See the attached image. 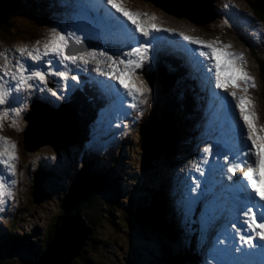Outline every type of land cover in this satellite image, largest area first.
<instances>
[{"label":"rangeland","instance_id":"374dc122","mask_svg":"<svg viewBox=\"0 0 264 264\" xmlns=\"http://www.w3.org/2000/svg\"><path fill=\"white\" fill-rule=\"evenodd\" d=\"M28 1L30 2L16 7L17 14H15L16 12H12L8 15V23H16V28L15 25H11L14 29L7 31L3 29L7 25L0 24V66H3L5 59H7L12 71L15 70V64L18 60L27 62L30 65V70L32 67L33 70L41 68L43 62L33 65L30 60L25 59L28 52L33 50V48H40L42 50L44 42L53 35V29L56 25H71L75 22L72 18L64 16L60 11L56 15H53L52 13L53 11L55 12V9L52 6L50 13H47L46 8L39 11V8L42 9V0ZM117 3L126 11L144 15L143 19L154 18L151 22L159 27V32H167L165 31L167 29L178 31V33L187 31L195 34L200 39L211 38L220 42V44H222L220 38H226L233 43V47L229 49L233 52L238 40L233 34H227L222 30L229 28L224 23H228L226 15L233 18L232 26L234 28L236 20L239 19L237 16L239 10L248 15L252 11L245 0H230L229 4L234 8L228 11L225 10V7H228L227 1L217 0L214 11L225 10L224 13L220 12L222 18H218L214 22L207 24V27H199L190 20L168 13L147 0H117ZM35 7H38V9H35ZM25 12L30 13L26 14ZM164 15L169 16L175 22V26L171 25V21L164 18ZM161 17L166 21L168 20L167 22L170 23L167 24L170 25L161 26L159 22ZM137 18L140 19V17ZM119 23L120 21L117 22L118 26ZM257 24L259 28H252L249 25L243 28V33L252 36L256 40V46L258 43H264V21H257ZM110 29L108 30L110 31ZM234 29L242 30L239 27ZM56 30L59 31L60 29L57 28ZM90 30L99 33L96 30ZM64 34L69 39V46L73 42L75 43L77 38H83L82 33L75 32L70 27L64 29ZM258 37H261V39L257 40ZM172 39L174 41L173 47L176 48L178 40L175 36ZM238 39L240 38L238 37ZM97 42L105 46L100 41ZM93 48L95 47L88 46L86 52ZM20 50H23V54H21ZM96 50L98 53L101 51L97 48ZM155 51L157 52V56L154 60L152 59V50L149 54V59L146 62L144 61V65L146 66L145 73L139 72L138 69L137 74L135 72L132 76V82L137 86L147 84L151 89L150 93L140 94L139 103L140 100H144L145 96H147L145 102L143 104L140 103V106H138L140 116L136 118L133 115L132 121L129 123L126 120L123 121V110L117 111L116 104L112 107L110 104L104 102L100 94L98 95L97 90H93L94 86H92V83H88L86 89L91 94L99 96L101 105L94 110L95 105L99 101L94 96L86 94V98L82 104L86 109V132L88 135L85 138L79 137L77 143L70 146L68 150L59 146V143L62 141L61 137L52 134V128L55 127V123L52 120L53 115H51L50 119L47 117L49 119L47 130L51 136L47 135L46 132L42 136V133L38 132L33 137L28 136V138L25 137V131L29 125L26 116L29 115L30 112L28 111L32 104H36L38 109L46 108L48 111L60 108L70 98L78 95L77 93L73 94L74 89L77 88L73 87L71 91H68L66 99L61 96L59 91L57 97H52L50 90L63 89L64 83L54 75H47L46 72V82L38 85L39 91H29L26 88V93L23 92L19 97V92L15 93V89H13L8 103L0 106V112H8V115L0 120V125H2L0 127V136L7 137L16 146V159L12 161L13 171L11 176L9 177L6 168L0 167V174L5 176V182L9 185L11 191V196L6 198V202L0 204V242L2 236L9 235V228H12V234L15 235H28L33 229L39 228V241L42 243L43 238L49 232V227L51 228L57 215L60 214L59 201L64 189L68 187L67 184L70 182V179L76 175L75 172L79 169V166L88 160L94 163L96 170L101 168L109 170L113 166L116 168V174L120 177L121 188L125 197V201L121 206L122 209L127 208L136 211L137 207L141 205V200L146 199L150 203L154 196L164 193L169 206L166 218L168 220L171 219L174 223L172 230L175 233L184 231L178 235V239L176 237L173 240V246L168 245L173 250V254L184 253L187 255V258L192 259V262L194 261V264H204L205 261L208 264H215L213 258L207 255V253L212 249L213 243L216 242V236L219 235L220 221L209 227L203 235L201 234L200 228L206 222V217L202 216V214H197L195 211L199 202L189 205L183 199L187 185L183 182V179H186V174L182 175L179 172V165L184 171V166L190 162L188 158L194 153L192 149H189L190 143L187 136L188 128L195 123L192 120L184 122V115L181 109L182 103L178 99L179 90L177 89L178 86H172L174 82L172 74L161 69L164 73L163 76H160L159 80L158 78H152L153 75L155 76L156 69L162 61L163 50L157 47ZM86 52L72 54L79 57ZM113 52L109 51V55H112ZM260 55L263 56L261 53ZM250 57L251 62L243 69L252 77L250 89L255 88L258 91V98L251 97L250 101L255 109V116H258L256 114H259V111L262 116L261 120H258L260 130L264 128V76L258 60H255L253 54H250ZM98 58L101 61L99 64H105L104 68L108 65L106 71H109L110 62L105 57L98 56ZM96 65L101 66L97 64L96 60L89 58L86 65L82 61L77 60L75 64L69 63L67 65H59L54 61L53 66L56 70L68 72L69 76L77 73L81 76V74L86 73L87 66V68L90 66H95L96 68ZM188 75L190 76V74ZM31 83L37 84L38 82L32 80ZM69 83L72 82L69 81ZM82 83L81 80L79 89H83L81 87ZM187 89L189 92V86ZM242 92L245 97H248L249 93L247 91L242 90ZM185 98L188 107L192 108L190 97L186 95ZM14 108L21 110L19 115L11 111ZM158 108L159 110H164L165 115H167L165 110L168 109L171 112L175 120V129L183 137L181 136V138L176 140L175 147L170 150V154H167L168 160H166L164 155H161L155 161L152 160L147 164L143 151L146 139L139 130L145 127L142 123L152 115V112L161 113ZM36 114L39 116L38 113ZM79 115L80 113H77V116ZM225 117L227 116L225 115ZM41 119H43L42 116ZM95 122L96 125L94 124ZM109 124L113 127H109ZM117 124L121 125L118 130L115 128ZM219 137L221 136L219 135ZM25 141H27V144H25ZM41 144L42 146H40ZM200 159L201 157L198 156L191 165H197ZM183 163L185 164L183 165ZM42 174L46 178L49 176L46 182H43L40 186L34 185L37 183L34 176L42 178ZM178 176H180V182L178 181ZM148 193H150L151 197H149ZM126 195H130L131 200ZM177 201L180 202L181 208L187 207L190 210L191 220L187 224L184 222L181 212L177 209ZM119 215L120 211H117L116 216ZM105 219L109 224L106 222L101 223L99 227L97 226L99 229L97 232L105 237H115V239H119V243H115V241L108 242L107 253L109 256L107 258L109 260L107 261L109 262H97L96 264H156L154 260L160 257L162 242L165 241L164 238L162 239L163 233L159 229L152 225L149 227L141 225L138 221L131 223L129 221L127 225L122 226L119 222L111 223L107 217ZM112 226H116L115 229H119V231L114 232ZM185 227H187L186 231L184 230ZM193 235L196 240L192 248L191 239ZM28 237L30 239L29 235ZM41 246L38 245V249H41ZM199 259L201 263H199ZM15 260L17 259L12 260L11 263ZM184 264L187 263L185 262Z\"/></svg>","mask_w":264,"mask_h":264},{"label":"snow or ice","instance_id":"6c2138e0","mask_svg":"<svg viewBox=\"0 0 264 264\" xmlns=\"http://www.w3.org/2000/svg\"><path fill=\"white\" fill-rule=\"evenodd\" d=\"M103 3L104 0H101V4ZM106 3L112 9H115L117 13H121L123 17L127 18V21L135 26L134 33L139 35L129 37L130 43L118 44L113 54L109 55V51H112V49L99 45L97 41H91L86 31L87 29L108 30L111 27L112 22L101 14L100 8L94 6L91 0H59L60 6L70 14L75 22L71 25H56L53 29V35L44 42L42 50L33 48L28 52L25 59L30 60L33 65L43 62L41 68L30 70V65L18 60L15 64V70L12 71L9 62L5 59V64L0 66V106L8 103L13 89L17 93L25 87L29 91H39L38 85L46 82V72L47 75H54L64 83L63 89L50 90V95L57 97L59 91L61 96L66 99L67 92L71 91L73 87L79 90L81 78L78 73L69 76L66 71L56 70L53 66L54 61L59 65H67L69 63L75 64L77 60H80L86 65L88 59L91 58L96 60L99 65L101 61L98 56L105 57L110 62L109 71L101 73L99 67L96 71L97 78L102 75L105 81L112 82L113 87L118 89L115 95L102 94L106 97L107 103L119 104L117 111L123 109L126 114L128 108L135 106L131 103L125 106V97L122 94L126 93V98L131 100V98L140 94L150 93L151 89L147 84L137 86L132 82V76L136 70L142 68L144 61L149 59L150 48H153L152 59L156 58L157 52L152 41L146 38L150 36L152 31L158 32L160 29L151 22L154 18L138 19L139 13L126 11L117 3V0H106ZM69 27L74 29L75 32L83 33L82 39L77 38L75 40L77 45L82 43L86 46L97 44L103 50L98 53L96 48H93L79 57L68 54L69 39L64 34V29ZM57 28L60 30L57 31ZM165 31L171 33L170 29ZM183 40L196 46L194 51H198L200 56L210 62V66L207 68H203L202 65V70L209 77V84H211V77L214 72L215 89H225V83L222 82V74H224L228 80L235 81L236 86L243 84L244 91H247L252 77L235 63L237 60H243L242 54L228 51L227 49L230 46L226 44L218 48L216 46L218 41H205L191 36H183ZM20 51L23 54V50ZM32 80H36L38 83L33 84L31 83ZM69 81L72 83H69ZM93 85H95V81H93ZM221 95H223V91ZM227 96L234 101L235 110L239 112V121H242V124L238 122L237 127L232 129L233 139L238 144H246L247 151L239 152L238 149L221 142H214L210 146L204 147L202 152L197 149V155L202 157L214 156L217 161L214 163L212 160L205 159L203 163L207 166L206 168H202L200 165L196 166L194 172L200 175L192 183L186 185L183 199L189 205L200 201L204 202L205 206L201 211L202 216L206 217V222L200 228L202 235L213 224L220 220L224 221L222 230L216 236V242L213 243L212 249L207 253L213 258L215 264H255L254 261H242L240 258L257 253L261 258L259 264H264V205L259 209L255 208V205H251L252 198L258 197L260 201H264V194L258 188L260 182L258 169L264 167V128H261L259 133L254 130L255 116L249 108L245 107L246 104L251 105L250 100H247L245 96L238 95L236 91H228ZM146 99L147 96L144 100H140V103L143 104ZM229 110L230 102L225 97L224 111L226 116L229 114ZM11 111L19 115L21 110L14 108ZM6 115H8L7 111L0 112V120ZM109 127L113 126L109 124ZM120 127V124L115 125L117 130ZM15 147V144L11 143L7 137L0 136V167L7 169L9 177L13 171L12 161L16 159ZM228 153H231V155ZM237 156L241 157L240 163H233L232 160ZM220 157H223L225 163H219ZM245 159L250 161L247 163V171H244L242 176H238L236 175L237 169L241 167ZM253 159L254 163L251 162ZM225 175L227 180L230 181L228 184H225L223 180ZM213 176H220L221 179L213 183ZM5 179V176L0 174V204L5 203L6 198L11 196L9 185L5 182ZM238 181L246 182L251 191V196L241 191ZM217 189H219V192L226 194L227 198L232 201L237 217L243 216L244 218L242 222L239 219H236L235 222H230L227 219L225 215L226 208L219 204L220 201L225 199V196L218 195ZM177 209L181 212L184 222L189 223L191 220L189 208H181L180 202L177 201ZM229 223L234 232L230 233L228 231ZM257 229H259L258 232ZM221 235L224 237L223 241L220 240ZM237 240L239 243H237ZM228 241H231V243L228 244ZM204 264H207V261Z\"/></svg>","mask_w":264,"mask_h":264},{"label":"trees","instance_id":"16d2710c","mask_svg":"<svg viewBox=\"0 0 264 264\" xmlns=\"http://www.w3.org/2000/svg\"><path fill=\"white\" fill-rule=\"evenodd\" d=\"M247 1L259 18L264 19V0ZM24 4H26V1L23 0H0V24L3 23L7 25L3 29L7 31H12L14 29V27L11 26L12 23H8V15L12 12H16L17 6H22ZM39 11H41V9ZM257 60L260 63L264 76V59L259 57ZM85 90L87 92V89ZM86 92L84 94H79L81 98H77L75 101L71 102L76 111L81 113V116H77V119L79 120L80 137L84 138L88 135L86 132V109L84 108V111H81L79 108L81 102H77V100L86 98ZM95 98L99 101L98 95H96ZM100 105L99 101L98 104L95 105L94 110ZM161 112H163V110ZM166 113V116L174 123L175 120L173 115L168 112ZM149 125L150 122L144 128L142 127V135L146 133ZM95 167L92 161L86 160L77 172H75L76 176L70 179V182L67 184L68 187L64 189V193L59 201L60 214L57 215L51 228L49 227V232L43 238L42 243L39 241V228L33 229L32 232L28 234L30 239L28 235L25 234H12V228H9V235L6 234L5 237H2L4 239L0 242V264H23L25 260H39L43 251L46 250L49 243L54 238L56 230L60 227L64 218L73 214L76 210H80L84 213L88 222L94 225V231L88 238L80 256L71 264L109 262L107 261L109 260V258H107L109 256L107 253L108 242L115 241V243H119V239L117 240L115 237H105L97 232L99 230L97 226L99 227L101 223L106 222L105 217H107L111 223L119 222L122 226L125 224L127 225L129 221L130 223L138 221L141 225L148 227L152 225L159 229L163 233L162 239L164 238L165 241L162 242L163 245L160 257L154 260L156 264H184L192 260L187 258V255L184 253L177 255L173 254V250L169 247L172 245L173 240H175L176 237L178 239V235L182 234L184 231L175 233L174 230H172L174 223L171 219L168 220V218H166V212L168 213L169 206L164 193L154 196L150 203H148L146 199L141 200V205L137 207L138 209L136 211L127 208L122 209L121 206L125 201V197L121 188L120 177L116 174V168L113 166L109 170L105 168L96 170ZM48 177L49 176H47V178ZM45 178L44 174H42V178H35L34 176L35 181H37L34 185L40 186L43 182H46L47 178ZM148 195L151 197L150 193H148ZM128 197L130 198V196ZM129 200H131V198ZM117 211H120V217L116 216ZM112 228L114 232L119 231V229H115L116 226H112ZM184 230L186 231L187 227H185ZM38 245H42L41 249H38ZM14 259L17 260L11 263Z\"/></svg>","mask_w":264,"mask_h":264},{"label":"water","instance_id":"95a60500","mask_svg":"<svg viewBox=\"0 0 264 264\" xmlns=\"http://www.w3.org/2000/svg\"><path fill=\"white\" fill-rule=\"evenodd\" d=\"M178 17H185L199 25L211 23L210 11L215 0H147ZM88 46H77L73 44L68 47V54H76L86 51ZM39 116H37V114ZM36 114V116H34ZM52 117L55 127L52 134L59 135L62 141L59 146L68 150L75 145L79 139L80 128L76 112L68 104H63L59 109L48 111L45 108L38 110L35 105L26 119L29 125L25 131V137H33L41 132L42 136L47 130L48 121ZM41 116L43 119H41ZM49 119H48V118ZM176 130L167 117H155L148 127L146 133L147 146L144 149L146 163L151 162L155 157L167 152L176 140ZM51 136V135H49ZM27 144V141H25ZM45 144V143H43ZM55 144V143H54ZM42 146V144L40 145ZM94 225L88 222L84 213L76 210L73 214L64 218L60 227L56 230L55 236L49 243L46 250L37 261L25 260L23 264H71L81 254L86 242L92 232Z\"/></svg>","mask_w":264,"mask_h":264},{"label":"bare ground","instance_id":"6f19581e","mask_svg":"<svg viewBox=\"0 0 264 264\" xmlns=\"http://www.w3.org/2000/svg\"><path fill=\"white\" fill-rule=\"evenodd\" d=\"M91 2L92 3H94V1L93 0H91ZM210 12L211 13H213L212 12V10H210ZM164 18H166V19H168V20H170L171 21V25H174L175 26V22L169 17V16H167V15H164ZM164 18H162L161 17V19L159 20V22H160V24H161V26L162 25H170V24H167V23H170V22H167ZM119 19V18H118ZM166 22V23H165ZM170 27V26H169ZM231 52H233V51H231ZM194 57H192V61L194 62V63H197V65H198V61H199V59L197 58V59H193ZM197 61V62H196ZM24 63H26L27 64V62H25V61H23ZM173 66V65H172ZM178 66L179 65H177V67H175V66H173V67H175L176 69L178 68ZM195 66H196V64H195ZM31 70H33V67L31 68ZM181 70H183V68H181ZM249 72V71H248ZM90 73H92V72H90ZM194 73V72H193ZM196 74H197V72H195ZM177 74L179 75V76H182L181 75V73H180V71L179 70H177ZM182 78V77H181ZM90 80H92V84H93V81H95V87H98L97 85L98 84H100L101 83V81L100 80H96L95 78H93V77H91V78H87V80H85L82 84H81V86H83V89H74V93L73 94H75V93H77L78 95L76 96L77 98H81L80 96H79V94H84L85 92H86V88H87V86H88V82L90 81ZM183 81H186V80H184L183 79ZM42 85V84H41ZM109 85H113L112 84V82L109 84ZM113 87V86H112ZM26 88L27 87H25L20 93H19V97L22 95V93L23 92H25L26 93ZM94 89H96V88H93V90ZM202 90H203V93H202V96H204L203 94H208V93H210L211 91H210V89H208L207 87H204V86H202L201 88H200V90L199 91H201L202 92ZM15 91V90H14ZM15 93H16V91H15ZM72 93V92H71ZM187 93L190 95V92H188L187 91ZM86 94L87 95H89L90 94V92L87 90V92H86ZM188 95V96H189ZM18 97V98H19ZM204 100H206V96H205V99ZM132 102L133 103H135V99L134 98H132ZM194 102V101H193ZM205 115H203V117L202 118H205L204 117ZM224 119V120H223ZM53 120V119H52ZM169 121L172 123V121L170 120V118H169ZM218 121L219 122H221V124H222V126L224 125V122L225 121H228V116L227 117H221V118H219L218 119ZM206 122H208V121H206ZM200 123V127H197L196 126V124H194V125H192V126H190L189 128H188V131H191V132H194V133H197V131H199V130H201V132H204V130H207V131H210V132H212V133H214V134H216L214 131H212V130H208L206 127H205V122H199ZM95 125H96V122L94 123ZM106 124H107V122H106ZM174 126V125H173ZM224 127V126H223ZM226 127H227V125H226ZM112 128V127H111ZM174 128H175V126H174ZM229 131H227L226 130V136H227V138H229V133H228ZM217 135V134H216ZM218 138H220V140H222V141H224V142H228V140H226L225 138H221V137H219V135H217V142H219L218 141ZM203 140V139H202ZM232 142H234V140H232ZM230 143V142H229ZM236 149H237V146H236ZM244 171H246L245 169H244ZM243 171V172H244ZM175 175V174H174ZM74 176H76V175H74ZM187 176V175H186ZM187 178V177H186ZM190 178H193V179H195L196 178V176H190ZM225 179H227V177H224ZM187 180L188 179H183V182L185 183V184H188V182H187ZM225 181H227V180H225ZM219 194H223V193H221V192H219ZM183 196H184V194H183ZM252 204L253 205H255V206H257L258 205V202H256V201H254V199L252 200ZM202 259V258H201Z\"/></svg>","mask_w":264,"mask_h":264}]
</instances>
